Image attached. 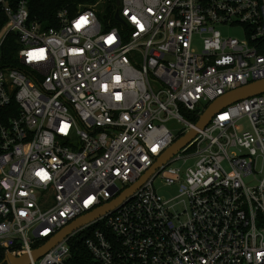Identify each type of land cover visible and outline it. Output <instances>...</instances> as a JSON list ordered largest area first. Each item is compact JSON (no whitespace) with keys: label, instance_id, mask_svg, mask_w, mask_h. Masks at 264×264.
<instances>
[{"label":"built area","instance_id":"1","mask_svg":"<svg viewBox=\"0 0 264 264\" xmlns=\"http://www.w3.org/2000/svg\"><path fill=\"white\" fill-rule=\"evenodd\" d=\"M108 1L61 8L45 27L28 0H0L4 255H30L117 197L209 103L264 78V0H115L104 24ZM84 230L90 264H264V93L216 113L130 197L29 264H68Z\"/></svg>","mask_w":264,"mask_h":264},{"label":"water","instance_id":"2","mask_svg":"<svg viewBox=\"0 0 264 264\" xmlns=\"http://www.w3.org/2000/svg\"><path fill=\"white\" fill-rule=\"evenodd\" d=\"M118 3L119 0H116V4ZM115 19L120 20L118 13L115 14ZM263 93L264 78L232 89L224 93L222 96H219L211 103H209L205 110L198 116L194 127L191 128L184 135L178 137L161 155H159L153 166L149 168L138 181L124 189L114 199L106 202L95 210H92L70 222L68 225L60 229L53 237L47 240L44 244L34 249L30 255L23 254L21 256L14 257L6 254L4 256L2 264H29L30 259L36 260L37 258L41 257L56 243L63 240L75 230L84 227L85 225L105 215L109 211L115 209L125 199L130 197L144 182H146L149 177L154 173V171H156V169L164 165L174 154H176L181 148L188 144L196 136L198 129H203L216 113H218L223 108L227 107L232 103Z\"/></svg>","mask_w":264,"mask_h":264},{"label":"trees","instance_id":"3","mask_svg":"<svg viewBox=\"0 0 264 264\" xmlns=\"http://www.w3.org/2000/svg\"><path fill=\"white\" fill-rule=\"evenodd\" d=\"M96 0H28L29 9V20L30 21H40L45 27H50L56 23V12L61 8L76 9L79 4H93ZM16 0H11L12 5H14ZM115 9V0H109L106 5L105 12L99 14L100 20L106 24L107 20L113 22L112 12ZM6 18L0 9V29L3 26ZM18 45L15 43V35L9 34L3 44V51L5 56L9 58V66L16 67V62L13 57L15 50H17ZM4 56V55H3ZM194 122L195 118L189 117ZM92 228V227H91ZM81 233L73 236L69 240V246L71 251V257L68 260V264H90L91 255L84 245V239L86 235ZM4 251L0 247V264L4 259Z\"/></svg>","mask_w":264,"mask_h":264},{"label":"rangeland","instance_id":"4","mask_svg":"<svg viewBox=\"0 0 264 264\" xmlns=\"http://www.w3.org/2000/svg\"><path fill=\"white\" fill-rule=\"evenodd\" d=\"M220 31L224 36L241 37L239 28L221 27ZM193 47L198 51L201 49V40L198 37L193 40ZM169 125L175 128L172 123H169ZM240 126L242 130L249 128V124L245 120L240 122ZM154 185L157 188L158 192L165 198H169L175 195V189L173 187L166 186L164 180L161 177L156 178V180L154 181Z\"/></svg>","mask_w":264,"mask_h":264},{"label":"snow or ice","instance_id":"5","mask_svg":"<svg viewBox=\"0 0 264 264\" xmlns=\"http://www.w3.org/2000/svg\"><path fill=\"white\" fill-rule=\"evenodd\" d=\"M110 40H111V38H109ZM31 55V54H30ZM33 58H35V59H41L42 58V56H34Z\"/></svg>","mask_w":264,"mask_h":264}]
</instances>
